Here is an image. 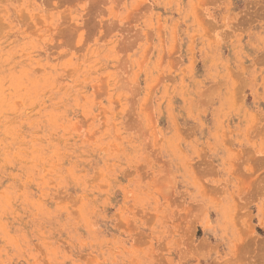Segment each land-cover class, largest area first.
<instances>
[{
	"label": "rangeland",
	"instance_id": "374dc122",
	"mask_svg": "<svg viewBox=\"0 0 264 264\" xmlns=\"http://www.w3.org/2000/svg\"><path fill=\"white\" fill-rule=\"evenodd\" d=\"M0 264H264V0H0Z\"/></svg>",
	"mask_w": 264,
	"mask_h": 264
},
{
	"label": "bare ground",
	"instance_id": "6f19581e",
	"mask_svg": "<svg viewBox=\"0 0 264 264\" xmlns=\"http://www.w3.org/2000/svg\"><path fill=\"white\" fill-rule=\"evenodd\" d=\"M21 15V14H20ZM128 35V34H127ZM135 36V35H134ZM134 39V38H133ZM130 40V39H129ZM133 41V40H132ZM126 43V42H125ZM128 43V42H127ZM129 43H130V41H129ZM130 67V66H129ZM120 84V83H119ZM214 91V90H213ZM134 109V108H133ZM133 112H134V110H132ZM130 118V117H129ZM139 127H140V125H139ZM142 128V127H141ZM167 180H168V178H167ZM253 192V191H252ZM255 193V192H254ZM64 196V195H63ZM72 198V197H71ZM65 201V200H64ZM72 203H73V201H72ZM196 206H197V204H195ZM197 209V208H196ZM197 212V211H196Z\"/></svg>",
	"mask_w": 264,
	"mask_h": 264
}]
</instances>
